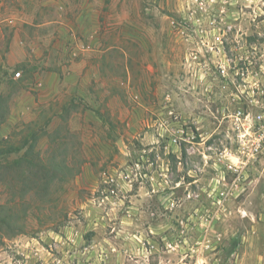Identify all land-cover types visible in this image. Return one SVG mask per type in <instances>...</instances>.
<instances>
[{
  "label": "rangeland",
  "instance_id": "1",
  "mask_svg": "<svg viewBox=\"0 0 264 264\" xmlns=\"http://www.w3.org/2000/svg\"><path fill=\"white\" fill-rule=\"evenodd\" d=\"M236 53L264 67V0H0V149L64 164L0 169V264H264V156L213 202Z\"/></svg>",
  "mask_w": 264,
  "mask_h": 264
},
{
  "label": "built area",
  "instance_id": "2",
  "mask_svg": "<svg viewBox=\"0 0 264 264\" xmlns=\"http://www.w3.org/2000/svg\"><path fill=\"white\" fill-rule=\"evenodd\" d=\"M213 40L214 44L222 43L220 30ZM249 55L236 53L233 59L243 64V67L236 68L232 75L228 71L232 58L224 57L226 64L216 67L222 88L231 84L236 89L232 95L235 107L226 116L229 123V145L217 153L213 163L218 189L213 202L217 205L240 196L247 180V171L264 156V67L254 69ZM237 80L240 86L236 85ZM246 90L248 96L243 100L242 95ZM228 176L229 182L226 180Z\"/></svg>",
  "mask_w": 264,
  "mask_h": 264
},
{
  "label": "trees",
  "instance_id": "3",
  "mask_svg": "<svg viewBox=\"0 0 264 264\" xmlns=\"http://www.w3.org/2000/svg\"><path fill=\"white\" fill-rule=\"evenodd\" d=\"M36 140V138H32L30 144H27L28 141L25 140L21 146L8 145V147L0 149V156L19 153L20 151L23 152L17 158L8 162V164H0V169L13 170L21 180L28 181L23 189L24 195L27 193V190L35 191L38 188L40 190L46 189L48 182H51L55 177H57V174H59L62 167H64V164H56L53 162L46 164L44 160L41 159L40 154L35 152ZM28 175L35 176L38 182L34 185V178L29 179ZM30 183L33 185H30Z\"/></svg>",
  "mask_w": 264,
  "mask_h": 264
}]
</instances>
